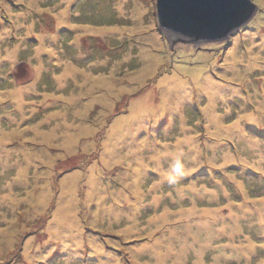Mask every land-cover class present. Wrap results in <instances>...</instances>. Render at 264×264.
<instances>
[{"label": "rangeland", "instance_id": "obj_1", "mask_svg": "<svg viewBox=\"0 0 264 264\" xmlns=\"http://www.w3.org/2000/svg\"><path fill=\"white\" fill-rule=\"evenodd\" d=\"M252 1L228 38L191 42L160 27L156 0H0V264H264ZM58 111L69 127L53 133Z\"/></svg>", "mask_w": 264, "mask_h": 264}, {"label": "water", "instance_id": "obj_2", "mask_svg": "<svg viewBox=\"0 0 264 264\" xmlns=\"http://www.w3.org/2000/svg\"><path fill=\"white\" fill-rule=\"evenodd\" d=\"M255 9L252 0H156L160 27L180 41L226 39Z\"/></svg>", "mask_w": 264, "mask_h": 264}, {"label": "bare ground", "instance_id": "obj_3", "mask_svg": "<svg viewBox=\"0 0 264 264\" xmlns=\"http://www.w3.org/2000/svg\"><path fill=\"white\" fill-rule=\"evenodd\" d=\"M64 9H65V8H64ZM64 9H63V11H64ZM64 12H65V11H64ZM84 27H85V26H84ZM83 29H84V28H81L80 30H83ZM88 30H89V31H91V30H93V31H104V28H96V29H95L94 27H90V26H89V27H88ZM11 53L14 54L13 52H11ZM229 57H230L231 62L229 63V66H228V67H229V68H232V67H234V66L236 65V63L238 62L239 55H238L237 53H235L234 51H232V52L230 53ZM248 60L250 61V63H252L253 57H249ZM234 72H238V71L235 70ZM178 76L182 78V75H178ZM84 79H85V81L89 80V79H90V75H89V74H85V75H84ZM60 81H61V80H60ZM89 81H90V80H89ZM89 81L86 82L85 84H88ZM167 81H168V84H169V82H171V84L174 85L175 82L177 83V82L179 81V78H177V77H175V76H171L170 78H168ZM203 81L206 82L205 85H204V87H203V89H206L207 91L210 90L212 95H216L217 92L219 91V88L222 87V85L219 84L217 81H215V79H214L211 75H210V76H206V78L204 77ZM93 82H94V83L98 82V78H93ZM194 84L197 85V86H202L204 83H203L201 80H199V79H195ZM91 86H92V85H91ZM91 86H90V87H91ZM180 89H181L182 91L186 90L185 85L181 84ZM81 92H84V87L82 88V91H81ZM81 92H80V94H81ZM175 93H177V91H174L171 87L166 88V89H165V92H164L165 96H167V97L172 96V98H175ZM218 93H219V92H218ZM15 94H16L17 97L20 96L18 92H15ZM73 98H74L73 95L69 97L70 100H72ZM144 100L146 101V104H145V105H147V104H148V105H151L149 99H146V98H145ZM72 101H73V100H72ZM161 104H162V103H161V100H160V103H158V105H161ZM209 107H210V104H209ZM210 113H211V117H214V118H215L214 121H216V120L219 121V116H218L213 110H210ZM66 116H67V114H65L64 111H58V112H57V115L55 114V118L58 119L59 122H58V124H57L56 129L53 130V133L57 132L58 130L63 131V128L65 129L66 127H69V123H68V121H67V119H66ZM219 124H220L219 122L216 123V125H219ZM59 138H61V137L59 136ZM62 139H63V138H62ZM70 140H71V135L69 136V138H67V140L64 141L65 144L68 145ZM144 145H147V144H145V143H143V142H140V143H139V145H138L139 149H138V147H137L138 152H139V151H143V150L145 149V148L143 149V146H144ZM175 153L177 154L178 151L176 150ZM158 156L160 157V154H159ZM140 164H141V163H140ZM171 170H172V169H169V170L166 172V173H167V176H171V175H172L171 173H168V172H170ZM162 177L165 178L166 176L163 174ZM136 196H139L138 193H136ZM133 197H134V200H136V199H135V196H133ZM196 210L199 211L198 209H196ZM205 212H207V211H203L202 213H205ZM195 218L198 220V219H201L202 216L199 214V215H196ZM241 249H243V246H241ZM166 253H167V252H166ZM173 253H174V252H172V254H173ZM222 256H224L223 251L220 252V256H219V258H221ZM179 263L182 264L181 261H179ZM197 264H200V263L198 262ZM212 264H216V263L214 262V263H212Z\"/></svg>", "mask_w": 264, "mask_h": 264}, {"label": "clouds", "instance_id": "obj_4", "mask_svg": "<svg viewBox=\"0 0 264 264\" xmlns=\"http://www.w3.org/2000/svg\"><path fill=\"white\" fill-rule=\"evenodd\" d=\"M177 167V170L179 169V165L176 166Z\"/></svg>", "mask_w": 264, "mask_h": 264}]
</instances>
